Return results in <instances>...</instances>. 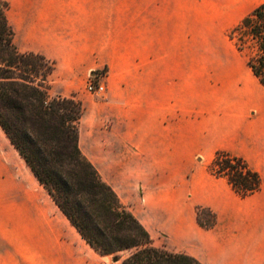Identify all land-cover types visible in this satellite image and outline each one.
<instances>
[{"label":"crops","instance_id":"1","mask_svg":"<svg viewBox=\"0 0 264 264\" xmlns=\"http://www.w3.org/2000/svg\"><path fill=\"white\" fill-rule=\"evenodd\" d=\"M8 1L17 48L55 63L51 95L84 109L82 153L155 246L203 264H264V92L246 62L241 73L227 30L114 0ZM98 70L106 91L90 99ZM218 151L245 159L261 189L243 198L211 174ZM197 207L215 213L214 228ZM0 264H120L83 239L1 127Z\"/></svg>","mask_w":264,"mask_h":264},{"label":"trees","instance_id":"2","mask_svg":"<svg viewBox=\"0 0 264 264\" xmlns=\"http://www.w3.org/2000/svg\"><path fill=\"white\" fill-rule=\"evenodd\" d=\"M0 0V127L39 183L83 239L120 264H203L197 258L156 247L147 229L101 178L79 147L84 112L74 97L52 96L55 63L21 52ZM229 38L247 55L246 65L264 87V2L231 29ZM245 198L261 189L262 177L242 157L218 151L208 167ZM199 225L215 227V213L197 207ZM129 252L126 258L121 253Z\"/></svg>","mask_w":264,"mask_h":264},{"label":"rangeland","instance_id":"3","mask_svg":"<svg viewBox=\"0 0 264 264\" xmlns=\"http://www.w3.org/2000/svg\"><path fill=\"white\" fill-rule=\"evenodd\" d=\"M114 2L117 7H121V3L127 2L131 12H146L160 15L162 18L171 15V17L191 19L192 23H196L197 19H206L210 25L211 33L227 30L228 35L231 29L261 5L264 0H114ZM241 55L243 61L241 73L245 75L247 55L244 52H241ZM250 73L252 74L251 71ZM251 77L250 86L257 87L264 92V87L253 74ZM84 92L90 99L98 97V95L90 94L86 90V86ZM52 96L54 95L52 94ZM159 248L167 250L164 246ZM128 255L129 252H124L120 256L126 258ZM113 257L109 256L111 263H113Z\"/></svg>","mask_w":264,"mask_h":264},{"label":"built area","instance_id":"4","mask_svg":"<svg viewBox=\"0 0 264 264\" xmlns=\"http://www.w3.org/2000/svg\"><path fill=\"white\" fill-rule=\"evenodd\" d=\"M105 78V70H98L97 72L89 75L88 81L86 83V90L93 95H103L106 91Z\"/></svg>","mask_w":264,"mask_h":264},{"label":"water","instance_id":"5","mask_svg":"<svg viewBox=\"0 0 264 264\" xmlns=\"http://www.w3.org/2000/svg\"><path fill=\"white\" fill-rule=\"evenodd\" d=\"M112 261H113L114 263H118V262H119V258H118V257H113Z\"/></svg>","mask_w":264,"mask_h":264}]
</instances>
